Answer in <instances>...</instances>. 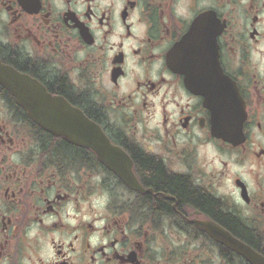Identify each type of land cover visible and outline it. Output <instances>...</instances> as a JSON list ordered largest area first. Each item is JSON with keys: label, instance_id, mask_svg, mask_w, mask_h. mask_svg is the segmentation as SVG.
<instances>
[{"label": "flooded vegetation", "instance_id": "1", "mask_svg": "<svg viewBox=\"0 0 264 264\" xmlns=\"http://www.w3.org/2000/svg\"><path fill=\"white\" fill-rule=\"evenodd\" d=\"M0 63V264H264V0H0Z\"/></svg>", "mask_w": 264, "mask_h": 264}, {"label": "water", "instance_id": "2", "mask_svg": "<svg viewBox=\"0 0 264 264\" xmlns=\"http://www.w3.org/2000/svg\"><path fill=\"white\" fill-rule=\"evenodd\" d=\"M17 79L21 81L23 78L20 74L7 66L0 63V82L8 88H12L13 84L10 85L9 80ZM19 99V94L17 95ZM237 97V93L235 94ZM54 105H61V101L57 102V99H53ZM52 117L36 119L40 122L47 130L55 132L59 135L65 136L69 141L82 146H89L95 150L104 164L107 167L115 171L118 175L124 179L129 177V174L125 172L126 166L121 163V150L116 148L101 130L99 126L91 122L89 119L83 117L80 112L73 109H69L66 113L57 115L52 113ZM114 155L111 157L110 155Z\"/></svg>", "mask_w": 264, "mask_h": 264}, {"label": "trees", "instance_id": "3", "mask_svg": "<svg viewBox=\"0 0 264 264\" xmlns=\"http://www.w3.org/2000/svg\"><path fill=\"white\" fill-rule=\"evenodd\" d=\"M161 183H164V181L162 180Z\"/></svg>", "mask_w": 264, "mask_h": 264}]
</instances>
